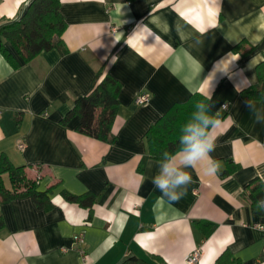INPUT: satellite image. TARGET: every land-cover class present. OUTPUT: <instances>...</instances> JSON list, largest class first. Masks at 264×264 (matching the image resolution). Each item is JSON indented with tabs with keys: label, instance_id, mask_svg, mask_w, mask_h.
I'll use <instances>...</instances> for the list:
<instances>
[{
	"label": "crops",
	"instance_id": "1",
	"mask_svg": "<svg viewBox=\"0 0 264 264\" xmlns=\"http://www.w3.org/2000/svg\"><path fill=\"white\" fill-rule=\"evenodd\" d=\"M31 1L0 0V27ZM60 12L66 53L44 51L18 68L0 54V155L50 201H0V264H187L195 249L196 264H217L224 251L238 264H264V212L242 197L250 180L264 181V123L247 107L264 113V96L241 95L264 60V0H60ZM241 41L254 46L245 56L232 51ZM106 73L120 84L111 142L77 132L76 117L61 123ZM195 92L220 121L212 159L238 168L225 177L185 169L192 182L171 204L152 183L159 161L146 131ZM140 93L145 103L135 102ZM2 180L10 188L7 173ZM62 190L95 202L79 206Z\"/></svg>",
	"mask_w": 264,
	"mask_h": 264
},
{
	"label": "trees",
	"instance_id": "2",
	"mask_svg": "<svg viewBox=\"0 0 264 264\" xmlns=\"http://www.w3.org/2000/svg\"><path fill=\"white\" fill-rule=\"evenodd\" d=\"M65 19L60 12V0H32L23 16L18 21H13L0 27V54L13 67L18 68L23 63L32 60L37 54L52 49L61 54L67 49L62 38L66 30ZM3 41L11 43L14 52L3 45ZM254 49L248 42L241 41L232 47V51L245 56ZM258 82L241 91V95L247 99H259L264 96V60L256 67ZM120 84L109 74L97 78L91 91L74 99L73 105L61 119L66 125L76 117L78 123L76 131L91 138L104 142L112 141L111 127L118 109L117 94ZM208 104V99L199 92L193 93L186 101L173 104L164 112L146 131V140L150 158L160 161L165 151L174 152L179 147V139L182 126L190 119L195 111L197 102ZM210 114L217 115L209 109ZM238 166L232 161H226V167L219 171L220 177L233 173ZM7 173L10 188L5 187L2 174ZM30 195L39 205L50 204L49 200H43L46 191L37 190L36 180L25 176L23 166H14L6 155H0V201H10L16 197ZM62 197L71 203L85 208H91L95 202L93 193L73 194L61 191ZM242 197L248 201L250 209L254 213H262L257 209V202L264 199V181L253 178L245 187ZM3 220L0 218V229ZM226 256L223 264H238L237 259L229 252L224 251L217 259L219 261ZM221 262V261H220ZM138 264H145L139 261Z\"/></svg>",
	"mask_w": 264,
	"mask_h": 264
},
{
	"label": "clouds",
	"instance_id": "3",
	"mask_svg": "<svg viewBox=\"0 0 264 264\" xmlns=\"http://www.w3.org/2000/svg\"><path fill=\"white\" fill-rule=\"evenodd\" d=\"M237 59L230 56L231 61ZM228 62L225 61L223 66ZM208 98H211L210 92ZM194 107L195 111L181 128L178 149L163 153L158 162V172L152 178V183L161 193V199L167 198L171 204L182 199L187 185L192 182L191 175L185 169L202 166L209 175L220 171L219 163L210 155L215 150V137L211 130L217 128L220 121L210 114V105L201 101ZM247 107L253 112L257 123H264V113L258 111L250 100L247 101ZM257 209L264 212V199L257 202Z\"/></svg>",
	"mask_w": 264,
	"mask_h": 264
},
{
	"label": "built area",
	"instance_id": "4",
	"mask_svg": "<svg viewBox=\"0 0 264 264\" xmlns=\"http://www.w3.org/2000/svg\"><path fill=\"white\" fill-rule=\"evenodd\" d=\"M147 100H148V96L145 93H140L136 97L135 102L138 103V104H142V103H145ZM24 146H25V144L23 142H19L17 144V147L19 149H23ZM74 241L76 243L77 242H81L82 241V235L80 234V235L75 236L74 237ZM199 258H200V250L199 249H195V250H193L191 253H189L186 256V263L187 264H196L198 262Z\"/></svg>",
	"mask_w": 264,
	"mask_h": 264
}]
</instances>
